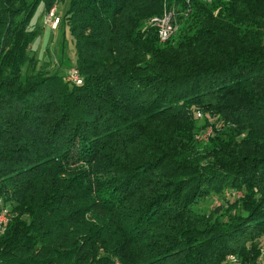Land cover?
Here are the masks:
<instances>
[{
	"label": "trees",
	"instance_id": "obj_1",
	"mask_svg": "<svg viewBox=\"0 0 264 264\" xmlns=\"http://www.w3.org/2000/svg\"><path fill=\"white\" fill-rule=\"evenodd\" d=\"M38 1L0 0V264H264V0H69L79 84Z\"/></svg>",
	"mask_w": 264,
	"mask_h": 264
},
{
	"label": "rangeland",
	"instance_id": "obj_2",
	"mask_svg": "<svg viewBox=\"0 0 264 264\" xmlns=\"http://www.w3.org/2000/svg\"><path fill=\"white\" fill-rule=\"evenodd\" d=\"M32 1V0H29ZM68 1H59L57 5V14L62 16L66 8L68 7ZM44 4L41 0L36 3L35 12L32 15L31 22H37L39 25L43 24L44 20ZM41 34L33 41L31 48L38 58V64L50 68L52 71L57 69L61 53L63 54L62 67L59 73L63 74L65 71H71L73 68L68 66L72 62L74 63V45L72 38L67 28L63 30L62 27H56L52 25H43ZM63 45V52L61 46ZM60 48V50H59ZM60 52V53H59ZM62 58V57H61ZM70 62V63H69ZM239 193H236L237 196ZM222 198H212L207 203V207L211 208L214 205L220 204Z\"/></svg>",
	"mask_w": 264,
	"mask_h": 264
},
{
	"label": "built area",
	"instance_id": "obj_3",
	"mask_svg": "<svg viewBox=\"0 0 264 264\" xmlns=\"http://www.w3.org/2000/svg\"><path fill=\"white\" fill-rule=\"evenodd\" d=\"M173 15L170 11H164L162 14L155 16L151 19V23L157 28V33L160 40H164L172 33L175 29L174 23L172 21ZM60 19L57 14V5H52L44 14L43 24L56 26L59 23ZM67 80L72 81L74 83H81L79 75L75 70H71L67 72ZM198 115H200L198 113ZM209 131L207 132V134ZM203 135V138L206 139V135ZM11 217V213L6 207L0 206V234H2L6 225Z\"/></svg>",
	"mask_w": 264,
	"mask_h": 264
}]
</instances>
